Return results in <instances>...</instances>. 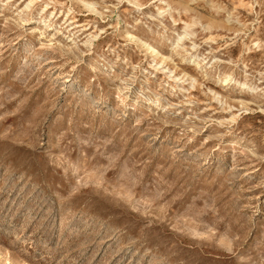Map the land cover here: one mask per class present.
Segmentation results:
<instances>
[{
    "label": "rangeland",
    "instance_id": "1",
    "mask_svg": "<svg viewBox=\"0 0 264 264\" xmlns=\"http://www.w3.org/2000/svg\"><path fill=\"white\" fill-rule=\"evenodd\" d=\"M0 264H264V0H0Z\"/></svg>",
    "mask_w": 264,
    "mask_h": 264
}]
</instances>
